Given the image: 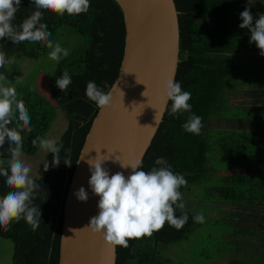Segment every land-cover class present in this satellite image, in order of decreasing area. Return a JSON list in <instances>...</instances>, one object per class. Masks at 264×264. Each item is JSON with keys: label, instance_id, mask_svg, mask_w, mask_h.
I'll return each mask as SVG.
<instances>
[{"label": "trees", "instance_id": "trees-1", "mask_svg": "<svg viewBox=\"0 0 264 264\" xmlns=\"http://www.w3.org/2000/svg\"><path fill=\"white\" fill-rule=\"evenodd\" d=\"M86 13L63 17L44 12L53 41L69 38L72 51L62 57L48 76L47 83L54 102L39 91L16 86L17 98L24 101L30 115L32 132L23 131L22 151L35 155L39 147L31 141L44 138L59 108L66 126L58 139L62 144L60 164L52 166L53 155L46 162L48 171L35 181L33 204L41 210L39 227L33 231L21 219L12 222L0 237L13 246L12 264H58L63 206L69 180L79 152L98 107L86 96L89 81L106 93L113 83L123 55L124 17L115 0H89ZM249 2L251 4H249ZM261 0H175L180 29V61L175 81L182 91L191 93L190 112L169 115V101L163 119L141 161V169L150 171L158 157H164L173 173L183 175L187 185L179 190L192 199L199 193V212L191 210L183 199L189 219L177 230L165 223L151 237L129 240V246H116V264H264V56L251 33L242 29L240 13L249 7L253 22L264 9ZM35 9L30 0H21L14 26H19ZM0 51L6 57L36 60L48 56L44 43L15 45L0 39ZM72 78L66 94L55 84L63 71ZM5 68H0L4 74ZM107 85V87L105 86ZM245 87L241 105L231 99ZM195 114L202 118L199 135L183 130L182 124ZM209 118L225 126L206 127ZM13 125H9L12 127ZM7 140L0 148V166L7 167ZM71 149V152H66ZM68 158L71 166L63 161ZM192 186H197L195 194ZM11 189L0 176V197ZM185 201H187L185 199ZM175 207V206H174ZM214 210V211H211ZM218 212V215L216 216ZM203 214L207 225L204 249L189 261L165 254L168 245L187 239L203 226L193 221ZM215 213V214H214ZM177 217L182 211L177 208ZM212 215V216H210ZM228 216V220L225 218Z\"/></svg>", "mask_w": 264, "mask_h": 264}, {"label": "clouds", "instance_id": "clouds-1", "mask_svg": "<svg viewBox=\"0 0 264 264\" xmlns=\"http://www.w3.org/2000/svg\"><path fill=\"white\" fill-rule=\"evenodd\" d=\"M30 2L35 10L19 26H14L13 21L20 9L21 0H0V39L10 40L15 45L24 42L28 44L42 42L50 49L49 59L59 62L62 57L69 55V51L50 39L51 32L48 31L47 24L41 22L44 12H52L61 17L65 14L75 16L86 13L90 2L89 0H30ZM240 18L242 23L239 27L250 31V43H255L260 50L259 54L264 56V14H259L258 19L253 22L251 10L246 7L240 13ZM10 63L6 54L0 51V68H5ZM6 80L7 77L0 73V81ZM71 82L72 78L65 70L56 79L55 84L66 94ZM137 83L141 82L137 80ZM162 86L164 104L171 102L169 115L178 116L191 111V105L188 103L191 93L182 91L179 82L168 79ZM146 92L147 90L142 93L145 97H147ZM85 94L100 109L114 106L111 92L106 93L94 81L87 83ZM158 118L156 112V122ZM30 119L24 101L17 98L16 88L0 84V148L4 147L7 140L6 152L10 156L7 167L0 166V176L5 177V182L11 189L0 197V228L5 231L10 228L12 222H19L21 219L35 231L41 221V210L33 204L34 192L39 185L29 177L31 169L20 159L23 141L21 132H32ZM9 125L13 126L9 127ZM182 128L188 133L199 135L202 118L192 114L182 124ZM31 143L34 147L54 154L53 167L60 164L62 144L57 145L54 140L39 136ZM66 152L70 153L71 149H67ZM109 159V156L98 153L94 159L87 161L91 171L88 183L92 193L99 197L98 214L92 217L87 225L93 234H102L103 241L113 248L116 246L127 248L129 240L151 237L154 232L160 231L165 223L177 230L187 223L189 217L183 212L185 204L179 202L182 200L179 189L187 185V180L183 175L173 173L171 165L164 157H158L154 162L156 166L150 171L141 169L140 160L130 164L121 162L122 168L132 169V174L127 178L122 172L110 176L109 171L102 167ZM116 160L119 161L117 158ZM63 163L71 166V160L68 158ZM48 169L49 164L45 161L44 171ZM75 195L80 201L86 202L88 199V193L83 187ZM177 208L182 211L179 217L175 215ZM204 220L203 214L198 213L193 216V221L196 223L202 224ZM70 231L75 232V229Z\"/></svg>", "mask_w": 264, "mask_h": 264}, {"label": "water", "instance_id": "water-1", "mask_svg": "<svg viewBox=\"0 0 264 264\" xmlns=\"http://www.w3.org/2000/svg\"><path fill=\"white\" fill-rule=\"evenodd\" d=\"M115 1L123 13L125 36L121 63L108 90L114 106L98 108L72 171L63 206L58 264H116V247L107 245L102 234H93L87 227L99 211V197L88 183L91 171L87 161L98 153L107 155L110 159L102 167L110 176L122 172L127 178L132 174L121 162L142 161L168 105L163 101L162 84L175 80L180 61L175 0ZM146 90L147 97L142 95ZM81 187L88 193L86 202L75 195Z\"/></svg>", "mask_w": 264, "mask_h": 264}, {"label": "rangeland", "instance_id": "rangeland-1", "mask_svg": "<svg viewBox=\"0 0 264 264\" xmlns=\"http://www.w3.org/2000/svg\"><path fill=\"white\" fill-rule=\"evenodd\" d=\"M55 43H59L61 47L66 48L69 53L72 51V41L69 38H61ZM10 64L6 65L4 75L8 80L0 81V84L5 86H26L30 89H34L43 94L51 102L53 100L52 95L48 88L47 79L48 76L57 66L58 62L49 59V56H42L36 60L30 58H17L11 57L9 59ZM19 78V79H18ZM18 79V80H17ZM245 90V87H242L234 94V97L231 99L232 105H241L244 103L245 97H242V92ZM66 126V117L64 113L57 108L56 109V118L51 124V127L45 134L46 139L56 141L59 135L62 133ZM206 127H218L225 126L224 122H221L216 118H209L206 121ZM50 152L39 148L35 155H27L21 150L20 159L30 167L31 171L29 177L34 180V182L42 175L44 162L48 159ZM195 194L199 192L197 186H192ZM199 193L192 199L190 195L185 192L182 194L183 201L187 206L196 212H199L200 205L198 200ZM185 199L187 201H185ZM214 211V210H211ZM215 214V213H214ZM218 215V212L216 216ZM212 216V215H210ZM203 226L197 228L192 234L185 240L173 243L168 245L165 250L166 255H170L172 258H185L191 261L195 258V253L202 251L206 242V232L208 231L207 225L202 224ZM12 253L13 246L10 241L0 237V264H12ZM224 261H217L212 264H222Z\"/></svg>", "mask_w": 264, "mask_h": 264}, {"label": "crops", "instance_id": "crops-1", "mask_svg": "<svg viewBox=\"0 0 264 264\" xmlns=\"http://www.w3.org/2000/svg\"><path fill=\"white\" fill-rule=\"evenodd\" d=\"M257 8L264 9V2H260L259 4H257ZM225 218L228 220V216H226Z\"/></svg>", "mask_w": 264, "mask_h": 264}]
</instances>
